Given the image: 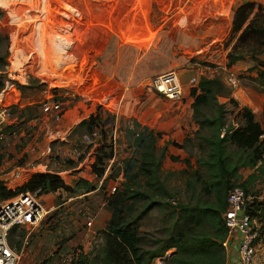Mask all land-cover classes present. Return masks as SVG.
Instances as JSON below:
<instances>
[{"label":"trees","instance_id":"obj_1","mask_svg":"<svg viewBox=\"0 0 264 264\" xmlns=\"http://www.w3.org/2000/svg\"><path fill=\"white\" fill-rule=\"evenodd\" d=\"M192 2V6L199 4L203 12L191 11L189 14L203 20L207 18L204 8H214L219 4L222 9L218 10H223L226 2L229 4L231 0ZM210 13L213 14V11ZM203 28L205 33H198L219 39L217 34H210L212 26L203 23ZM229 29V38L224 44L225 68L228 70L248 58L253 66L237 75V80L242 87L250 86L264 94V61L260 59L264 56V6L256 2L235 4L230 14ZM10 49L0 55V91L4 87L6 76L3 68ZM190 62L216 67L196 58ZM26 68L22 66L19 72L28 75ZM254 70L255 76L247 74ZM29 77V86L18 85L19 91L24 92L44 84L32 74ZM230 95L231 91L219 75L212 78L201 76L196 85L190 88L193 122L197 129L183 143L170 142L168 145L178 149L194 147L198 152L195 162L197 168L188 173L186 169L190 168L189 161L182 160L185 168L180 174L185 175L183 185L186 198L175 206L168 202L175 199V196L161 177V161L166 148H163L161 156L156 153L155 142L160 134L134 124L129 132L132 153L118 166L116 172L118 163L109 165L112 159L115 160L112 144L106 136L110 130L100 122L96 113L82 121L78 129L81 128L86 134L94 130L100 133L90 170L97 181H102L101 186L82 178L72 179L68 183L63 174L36 172L27 174L21 180L10 181V184L0 180V202L20 194L39 191L38 195H58V202L64 196L66 200H72L69 205L75 210H84L88 202L89 205L92 203V197L88 199L87 194L95 191L98 186L96 196L104 200L110 219L101 233L100 248L91 259L93 264H152L157 259L160 260L159 264H225L226 249L222 244L227 237L224 219L227 195L235 187L241 188L245 194L260 195L261 192L255 190V186L264 176V126L255 121L250 109L239 107ZM220 97L225 98L226 103L235 109V115L232 116L233 120L239 121L236 127H226L228 112L225 103H219ZM222 130H225V134L220 137ZM84 156L75 161H67L68 168L80 165ZM25 157L26 154L18 159L20 166L24 165ZM169 158L171 161L179 160L174 156ZM241 170L253 172L244 178ZM120 173L122 180L119 182ZM68 175H71L70 178L73 176ZM18 181L22 185H15ZM109 181H118L113 194L106 191ZM13 184L16 187L11 188ZM153 208L166 210L163 214L166 227L161 237L152 238L150 243H146L138 230V222ZM247 213L251 218L264 217V202L252 203ZM170 250L173 252L166 254ZM91 255L81 251L69 264H88Z\"/></svg>","mask_w":264,"mask_h":264},{"label":"crops","instance_id":"obj_2","mask_svg":"<svg viewBox=\"0 0 264 264\" xmlns=\"http://www.w3.org/2000/svg\"><path fill=\"white\" fill-rule=\"evenodd\" d=\"M52 1L0 0L2 16H6L9 22L14 21L15 18L19 22L22 16L29 19L33 15V31H26L25 40L20 43L21 46H18L17 49L22 52H29L26 60H32L33 68L37 69L35 72L40 81L49 84L52 82L55 85L59 84L62 88L72 87L80 91L81 98L78 102L66 105L64 110H62V105L60 106V119L56 123V129L49 133L52 138L51 141L55 140V136H53L55 132L66 136L67 139L72 135H77L79 133L78 125L95 113L99 116L100 122L105 125V128L108 127L107 125L112 118L109 115L108 105L111 100L116 98L123 107L121 121L130 119V129L134 124H138L154 133H159L160 137L155 142V147L158 148V142L163 138L164 144L161 148H168L166 155L169 161H171L170 156L181 159V149L168 145V143L181 144L185 138L191 136V133L197 129L193 122L190 90H187L188 86H191L190 80L195 79V83H197L199 77L212 78L218 75L220 70L233 75L235 74L232 72H236L239 75L242 72L241 70L251 67L246 60L237 63L228 70L224 67V64L220 66L216 62L214 63L216 67H206L186 60V57L178 49L181 46L182 48L186 47L187 37H191L190 35L197 37V35L202 34L198 31H205L203 23L212 26L209 32L210 34H217L219 36L217 38L228 35L230 14L236 2V4L256 2L264 6V0H234L235 2L232 0L229 4L227 1L223 10H218L222 9L219 4L214 8H204L207 18L199 20L189 13L191 11L201 13L203 9L200 8L199 4L192 6L193 2L191 0L190 3H187L188 5L183 4V8L180 10L182 13H180L179 24L175 29L171 24L173 23L171 20H164L161 23L152 19V22H154L153 27L148 13V0L145 2L136 0L137 9L132 15L133 18H131L133 31L136 34L133 35L134 40L139 42L136 44L122 42L120 36H122L121 32L124 26L122 23H115L114 16H110V14L108 16L107 13L100 16L96 22L88 18L89 25H84V22L79 23L84 19V12L79 14L80 16L61 13L57 19L55 16H50ZM123 4L124 0H117L115 8L111 12H114V14L119 13ZM22 5L30 8L38 5L39 7L34 12L29 8L21 10ZM69 9L65 8L67 11L73 10L72 8ZM24 11H27V13ZM211 11H213V14L210 13ZM168 21L170 22L168 23ZM113 24L114 27H112ZM20 26L23 29L28 27L26 24ZM215 40L219 41V39ZM212 44L217 43L213 41ZM79 55L83 59L76 61ZM9 56L12 57L8 54L6 56L7 60ZM260 59L264 61V56ZM170 71L177 73L183 88V94L179 100L164 98L152 89L148 83L150 78ZM18 90L16 89L13 95L20 100ZM249 94L251 93L248 90L238 86L231 90L230 96L236 102L246 101L243 105L249 107L248 102L251 103L250 99L241 98V96H248ZM162 98L168 103H179L181 107L186 106V108L180 111V107L170 113L166 109L154 107L153 105L163 101ZM23 100V104L21 101L16 105L17 108L19 107L16 121L31 120L35 123L34 121L42 117L40 113H37L35 97L32 95L29 99L25 96ZM128 102L129 104H127ZM172 117L173 119H171ZM168 127L170 128L169 131L166 130ZM48 151L50 152L49 144L45 146L42 152L37 154L35 160L45 157V153ZM42 168L44 169L45 166H42ZM19 170L22 171L23 176L24 168L18 167L14 171L16 173ZM252 172V170H248V175ZM87 181L91 182V180ZM258 184L260 182H257L255 190H260ZM98 186L95 191L87 194L88 199L91 197L97 198ZM44 195L48 197L47 201L52 197V200L47 202L49 205H46V209L51 212L57 210L58 205L53 206V198L56 195ZM71 207L70 205L60 207L61 209L57 215L50 212V216L53 218L47 223H39L48 225L43 230L38 224L32 228H15L10 231L9 244L11 238L19 231L18 242H16V251L20 256L18 264H69L81 251L86 255L89 254L88 252L94 247L93 239L96 232L105 230L110 219V212L103 203L102 207L95 213L93 220L87 223L82 218L74 219L72 216L67 218L66 215H68ZM91 207L93 205H89L88 202L86 208L91 212L95 211ZM253 220L259 230V236L255 259L252 264H264V217H254ZM237 250V239H230L226 249L225 264H240Z\"/></svg>","mask_w":264,"mask_h":264},{"label":"rangeland","instance_id":"obj_3","mask_svg":"<svg viewBox=\"0 0 264 264\" xmlns=\"http://www.w3.org/2000/svg\"><path fill=\"white\" fill-rule=\"evenodd\" d=\"M55 0L52 1L50 4L52 13L50 16H55L58 19V15L61 13H68V14H76L79 15L84 12V19H82L79 23L84 22V25H89V19L92 21H95L100 17L104 16L108 13V16H114V21L115 23H119L124 26L123 31L121 32V40L122 42H133L138 44L139 42L134 40V36L136 35L135 32L133 31V26L131 23L132 20L131 18L132 15L136 12L137 7H135V1L136 0H124V4L122 6V9L119 13L111 12L113 8H115V4L117 0ZM147 0H143L145 2ZM195 1V0H193ZM232 1V0H231ZM234 1V0H233ZM149 5H148V13L150 15L151 23L152 26L154 27V22H152V19L157 20L158 22H163L164 20H171V23L173 28L177 29V26L179 24V19H180V13H182L180 10L183 8L184 3H190L191 0H148ZM235 2V1H234ZM237 3V2H236ZM235 3V4H236ZM188 5V4H187ZM38 6H34L30 8L29 6H21V10H25L27 8L31 9V11L35 12V9L37 11ZM72 8L73 10L67 11L65 8ZM141 8V7H139ZM69 9V10H70ZM187 9V8H186ZM50 10V9H49ZM21 12V11H20ZM27 13V11H24ZM1 12V4H0V55L3 54L5 51H7L8 48H11L10 51L8 52L10 56L8 57V60L6 58V65H10V61L12 62L14 59V55H18L16 57V62L15 65L17 64V70L14 71L11 69V72H15V74L18 73H23L19 72V66L20 68L22 66H26V71L28 72V83H31L29 74L34 75L37 77L35 70L36 68H33V62L32 60H26V56H28L29 52L25 51H19L17 48L18 46H21L20 43H22L25 40V33L26 31L32 32L33 31V26L32 23L34 22L33 15L29 17V19L23 18V16L20 18V21L17 22L16 18L14 21L9 22L8 18L6 16H2ZM80 16V15H79ZM19 20V19H18ZM170 21H168L169 23ZM167 23V24H168ZM21 24H26L28 27L27 29H23ZM157 24V23H155ZM126 25V26H125ZM24 26V25H23ZM25 27V26H24ZM114 27V24L112 25ZM125 28H127L125 30ZM132 34V36H130ZM191 37L186 38V47L182 48V46L178 49L182 55L186 57V60H192V58H196V60H201L203 62H207L210 64H220V66L225 67V49H224V44L227 42L229 36L225 35L221 38H219V41L217 42L215 40V37L211 36H206V35H197L193 36L190 35ZM194 37V38H192ZM75 39V38H73ZM203 39V40H202ZM209 39V40H207ZM213 41H215V45H213ZM180 43V42H179ZM177 43V44H179ZM17 45V46H16ZM210 45H213L211 48H208ZM175 52V51H174ZM14 53V54H13ZM21 53V54H19ZM33 56V55H32ZM263 57V56H262ZM34 58V56H33ZM83 58L79 55V57L76 58V61H80ZM20 60V62H19ZM246 62L250 64V66H253L252 62H249L250 60L248 58L245 59ZM4 70V68H3ZM246 70V69H245ZM241 70V71H245ZM236 76L238 75L236 72H232ZM247 73V72H246ZM256 73V70L253 72H248L247 74L250 76H254ZM218 75L223 79V81H226V77L228 76V72L226 71H221L218 73ZM38 78V77H37ZM153 78V77H152ZM151 79V78H150ZM149 79V80H150ZM40 80V79H39ZM148 80V82H149ZM42 82V81H41ZM44 84L41 85L40 87H32L31 89H27L24 92L19 91V96L20 100L18 97L14 96L13 93H11L12 97L14 98L12 101H8L5 99L4 105H0V107H6L8 106L10 108V122L2 128L0 131V180H3L7 182V184H10V181L17 180L20 176H22V171H16L15 169L18 167H23V176L21 179H23L24 176L30 173H36V172H45V171H50L54 173H59L63 174V177L67 182L69 183L70 180H76L78 178H82L84 180H91V182L100 184L101 186L102 181H97L94 177V175L91 173L90 166L91 163L94 160V156L92 155L94 152V149L96 148L97 143L99 142V139H95L92 146H88L86 142L82 143L83 136L86 134L84 130L79 129V133L77 135H72L67 139L66 143H61L58 141H51V137L49 136V133L51 131H54L56 129V121L54 118H52L49 114H46L45 112L42 111L41 104L43 103L44 100H46L47 94L46 91H50L53 88L58 89L57 92V98L63 99L62 101V110L66 107V105L75 103L76 101L81 98L80 97V91L77 90L76 88H62L60 85H55L52 82L49 84L48 82H43ZM226 84V83H225ZM191 86L187 88L189 91L190 88L194 87L196 83L190 84ZM227 86V85H226ZM243 88L248 90L251 94L241 96V98H249L250 102H248L249 107L254 116H255V121L260 123L261 125L264 126V94L261 93L258 89L252 88V87H247L244 88L242 87L241 84H239V88ZM146 88V87H145ZM227 88L231 91L232 88L228 87ZM25 93V94H24ZM67 93V94H66ZM247 93V92H246ZM31 98L33 95L36 99L37 102V113H40L42 117L34 121L33 123L31 120L25 121L21 120L16 121L17 116L19 114L18 109L16 105L18 103L22 104L24 103L23 98L25 96ZM243 95V94H242ZM163 99V98H162ZM113 100L117 101L115 103L117 105L116 109H112L111 105L109 106V110L113 111L117 118L115 119L114 113L110 112L109 115L112 117L111 121L108 123V127H106L107 130H110L106 136L108 142L112 144V148L114 150V162H117L118 164L115 167L116 172H118L119 167L121 166L122 163L131 155L132 153V148H130V126L131 122L130 119L122 120L121 121V115H122V104H119V100L114 98ZM219 103H225V110L228 112L226 116V127L228 126H237L239 121L233 120V116L235 115V109L233 108L232 105L226 103L227 100L225 98H218ZM246 101L237 102L239 107H246L243 104ZM9 104V105H8ZM129 104V102L127 103ZM126 104V105H127ZM20 105V104H19ZM18 105V106H19ZM125 105V107H126ZM154 107L161 108V109H166L170 113H172L174 110H178V108L181 107L179 103H173V102H166L160 101L159 103H156L153 105ZM186 106H182L181 109H185ZM160 109V110H161ZM118 110V111H117ZM133 110V109H132ZM64 112V111H63ZM232 112V113H231ZM114 118V120H113ZM173 119V117L171 118ZM32 123H31V122ZM116 121V124H115ZM20 122V123H19ZM197 125H195L196 127ZM9 128V130H7ZM226 129V128H225ZM167 131L170 130L168 127L166 129ZM114 131V132H113ZM47 133V134H46ZM192 136V135H191ZM164 139L161 138L160 142H158L156 153L161 156L162 155V150L161 148L164 144ZM49 144L50 146V153H45V157H41L39 160H35L37 154L42 152ZM76 147H81L84 148L85 156L80 165L77 167L73 168H68L67 166V161H75L77 157L72 156L71 150ZM91 148V149H90ZM79 149V148H78ZM168 149V148H167ZM166 153L164 154L162 161H161V177L164 178L165 183L168 187V189L171 191V193L175 196V199H170L168 202L171 203L173 206L176 205L177 202L180 200H184L186 198L185 190H184V179L183 176L181 175L180 171L185 168V163L182 160H188L189 162V167L187 168L186 171L188 173H191V170H195L197 168L196 165V158L198 157V152L196 149L191 148L187 146L185 149H181V159L178 161H169L167 158V150ZM26 154L25 160H24V165L20 166L19 165V158ZM112 164V163H111ZM39 165V166H38ZM42 166H45L43 169ZM14 171V172H13ZM18 172V176L16 177V174ZM12 173V174H11ZM242 177H246L248 175V170H241L240 171ZM9 174V176H8ZM68 174H72V178H70ZM20 179V180H21ZM19 180V181H20ZM118 180L119 182L122 180L121 173L118 175ZM262 181L260 182V190L261 194L264 193V176L261 179ZM15 183L17 186L22 185V183ZM118 181H109L107 183L106 191H110V189L114 186H116ZM11 188H14L16 186L10 185ZM57 196V195H56ZM53 198V206L58 205L57 210H52L54 212L53 214L57 215L58 211L61 209L60 207H66L70 204V201L63 196L60 202L56 200V197ZM48 197H46L44 194L38 195V201L42 204V206L46 209L47 202H50L52 200V197L47 201ZM66 200V201H65ZM74 202V201H73ZM104 203V200L100 198H92V209L95 211L91 212L87 208H84V210H74L73 207L70 208L68 215L66 217L72 216L74 219L76 218H82L85 222H87V217L88 220H93L95 213L102 207ZM69 209V207H67ZM96 208V209H95ZM78 210V211H77ZM166 210L162 209L159 210L157 208H153L149 211L148 214L144 215V217L138 222V230L140 234L143 236V240L146 243H150V239L155 238V237H161L164 234V228L165 226V220L163 218V214H165ZM51 212V211H50ZM50 212L45 214V216L42 218L40 223L43 222H49L52 216H50ZM51 212V213H52ZM41 226V230L44 229V227L48 226L47 224H39ZM17 231L15 235L11 238L10 240V245L14 248H16V242H18L17 236H18ZM101 231L96 232V235L93 239V249L89 251L88 253H91L92 255L89 256L88 258V264H93V261H91L92 257L96 254V252L99 250L100 245L102 243V234ZM15 245V246H14ZM173 252L172 250L168 251L166 254H170ZM160 260H155L152 264H159Z\"/></svg>","mask_w":264,"mask_h":264},{"label":"built area","instance_id":"obj_4","mask_svg":"<svg viewBox=\"0 0 264 264\" xmlns=\"http://www.w3.org/2000/svg\"><path fill=\"white\" fill-rule=\"evenodd\" d=\"M14 54V53H13ZM21 54V53H19ZM18 56V55H17ZM16 55L10 65L4 67L3 74H5L4 87L0 91V105H4L5 99L12 101L14 98L11 93L15 92L18 85L29 86L28 77L24 73L15 74L11 69L16 71L17 64ZM20 62V60H19ZM20 68V66H19ZM152 89L158 94L168 100H179L183 94V88L179 77L175 71L163 73L154 76L148 82ZM190 83H195V79H191ZM226 84L228 87L236 88L239 86L237 77L231 73L226 77ZM46 91V100L41 104V109L46 114H49L56 121L60 119V106L63 99L57 98V92L53 90ZM67 94V93H66ZM117 101L111 100L112 109H116ZM9 105V104H8ZM118 111V110H117ZM114 113L113 111H110ZM115 119L117 118L114 113ZM10 108L0 107V131L4 126L10 122ZM114 120V118H113ZM116 124V121H115ZM225 134V130L221 131L220 137ZM55 141L66 143L67 137L55 132ZM100 138V133L97 130L83 136V142L88 146H92L95 139ZM79 148V149H78ZM47 153H50L49 151ZM72 156L79 158L85 154L84 148L76 147L71 150ZM114 162L112 159L109 165ZM115 187L113 186L109 194H113ZM24 193L20 194L7 201L0 202V264H18L20 256L16 249L9 244L8 236L12 229L32 228L37 226L42 218L50 212L45 209L38 201V193ZM71 200V199H69ZM254 202H264V194L252 195L245 194L241 188L235 187L229 191L227 195V211L225 213V226L227 228V237L223 242V247L227 249L230 239L236 238L238 242V259L240 264H252L255 259V250L259 230L253 218L247 213L248 207ZM91 220H88L89 223Z\"/></svg>","mask_w":264,"mask_h":264},{"label":"bare ground","instance_id":"obj_5","mask_svg":"<svg viewBox=\"0 0 264 264\" xmlns=\"http://www.w3.org/2000/svg\"><path fill=\"white\" fill-rule=\"evenodd\" d=\"M135 7H136V4H135Z\"/></svg>","mask_w":264,"mask_h":264}]
</instances>
